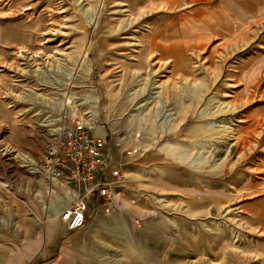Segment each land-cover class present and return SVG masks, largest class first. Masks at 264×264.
<instances>
[{
	"label": "rangeland",
	"instance_id": "rangeland-1",
	"mask_svg": "<svg viewBox=\"0 0 264 264\" xmlns=\"http://www.w3.org/2000/svg\"><path fill=\"white\" fill-rule=\"evenodd\" d=\"M255 2L0 0V264H264ZM78 121L120 139L124 209L68 232L40 163Z\"/></svg>",
	"mask_w": 264,
	"mask_h": 264
},
{
	"label": "built area",
	"instance_id": "built-area-1",
	"mask_svg": "<svg viewBox=\"0 0 264 264\" xmlns=\"http://www.w3.org/2000/svg\"><path fill=\"white\" fill-rule=\"evenodd\" d=\"M95 130V126L76 122L41 159L42 172L63 191L54 190L56 204L66 194L68 205L59 211L57 218L68 232L85 227L100 209L106 212L124 209L122 166L108 138L96 136Z\"/></svg>",
	"mask_w": 264,
	"mask_h": 264
},
{
	"label": "crops",
	"instance_id": "crops-1",
	"mask_svg": "<svg viewBox=\"0 0 264 264\" xmlns=\"http://www.w3.org/2000/svg\"><path fill=\"white\" fill-rule=\"evenodd\" d=\"M210 1H211L210 5H213L215 8H217V12L221 13V12L224 11L225 7H223V6H225L224 4L228 0H210ZM231 1H234V4L236 5V8L239 7L243 12H246L249 15L251 14L252 16H255L257 14L256 11H255L256 10L255 9L256 8L255 0H231ZM237 25L238 24L236 23V30H234V31H237V29H238ZM104 135L106 137H108V133L107 132ZM113 142H114L112 144V145H114V148H112L113 149V153L117 156V159H118V157H119L118 155L120 154V151L117 149V147L119 146L120 139L118 137H116L115 139H113ZM120 160H121V158H120ZM100 212L101 213L102 212L106 213V211L104 209H100L98 212H96V216H95V214L93 215L95 217H93V216L91 217L92 221L90 223H92L93 221L94 222H98V219L101 220L100 217L97 218V216H98V214ZM120 212L122 213V211L112 212V213H119L120 214ZM26 249L27 250H26L25 255L28 256V254L30 252L29 251L30 250V246H26Z\"/></svg>",
	"mask_w": 264,
	"mask_h": 264
},
{
	"label": "bare ground",
	"instance_id": "bare-ground-1",
	"mask_svg": "<svg viewBox=\"0 0 264 264\" xmlns=\"http://www.w3.org/2000/svg\"><path fill=\"white\" fill-rule=\"evenodd\" d=\"M193 87H191V86H189L188 88L189 89H191L195 94H197L198 92H199V87L198 86H194V85H192ZM187 88V87H186ZM187 88V89H188ZM183 90H184V88H183ZM185 91V92H184ZM183 92L186 94V92H187V90H184ZM187 94L188 95H190L188 92H187ZM186 94V95H187ZM179 95H183V94H179ZM229 109V111H235L236 109H234V108H231V107H229L228 108ZM220 113H223L220 109H219V111H216V112H214L213 114H212V116H216V115H218V114H220ZM224 113H225V111H224ZM211 115V114H210ZM92 119L94 120V122H97V120H98V114H94V115H92ZM95 124V123H94ZM96 125V124H95ZM97 126V125H96ZM200 131H204V129H200ZM204 133L206 134V131H204ZM218 134H220V132H218ZM10 152L11 153H14V155H15V152L14 151H12V150H10ZM22 160V159H21ZM23 162H25V158H23ZM2 186H6L5 185V183H2ZM56 207H57V209H58V211H57V213H56V215L55 216H57V214L59 213V211L60 210H62L64 207H62L61 205H60V202L56 205Z\"/></svg>",
	"mask_w": 264,
	"mask_h": 264
}]
</instances>
